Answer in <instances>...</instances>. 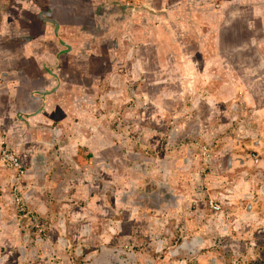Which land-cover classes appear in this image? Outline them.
<instances>
[{
  "label": "rangeland",
  "instance_id": "1",
  "mask_svg": "<svg viewBox=\"0 0 264 264\" xmlns=\"http://www.w3.org/2000/svg\"><path fill=\"white\" fill-rule=\"evenodd\" d=\"M242 1L181 0L184 8L181 5L171 8L160 0H0L3 55L14 56L17 50L23 59L29 55L38 57L40 66L63 69L72 66L76 68L70 76L74 81L86 83L88 79L90 84L101 85L102 90L94 92L93 98L99 103L103 101L99 118L106 128L104 142L110 147L103 162L109 169L114 168L117 179L122 178L119 184L140 181L139 186L135 184L128 189L119 186V190H126L120 195L121 206L125 205V192L136 189L146 196L133 204H148L144 208L149 211L148 222L137 225L147 227L146 233L135 234L133 230L131 235L123 233L114 240L88 234L90 240L85 242L66 235L65 242L70 246L52 249L48 240L50 233L48 237L45 235L51 226L31 208L28 198L31 185L25 182L20 186L22 202L12 201L19 217L23 216L21 207H26L28 221L33 224L30 227L41 235L40 247L34 245L28 260L20 261L0 243L2 264H264V234L258 228L262 225L256 215L258 210L263 211V201L257 196L259 181L264 179V157L255 149V140L262 135L260 130L264 132V0H245L249 10L245 14L240 8ZM189 7L193 9L189 11V19H209L208 8L214 10L213 19L218 20L220 11L235 17L214 22L212 27L207 21L181 22L184 10ZM201 10L204 12L199 14ZM174 14L177 22H173ZM237 16L247 19L246 32H234L240 30ZM110 22L126 25L125 29H119L117 40L116 33L110 32ZM79 27L100 30L101 36L82 39L80 44L76 42ZM64 29L73 34L64 35ZM67 37L73 43L66 44L65 48ZM16 39L22 40L17 43ZM150 39L155 41L149 42ZM106 45L114 47L113 53H117L114 60L104 56V52L110 55ZM96 48L102 49L103 55ZM67 51L77 52V57L86 52L87 56L69 59ZM79 63L82 67L78 70ZM103 68L105 74L101 73ZM217 106L226 110L222 116L214 113ZM198 115L210 117L207 118L209 125H196L194 117ZM183 124L186 131L174 139L175 128ZM209 131H212L211 138ZM245 134L250 135L244 137ZM6 145L5 140L0 142V146ZM215 146L230 148L239 154L246 152L259 163L248 167L254 174L258 173L254 178L251 172L246 173L248 165L237 163L231 173L229 168L219 170L222 175L226 172L229 179L234 177L240 185L253 187L251 198H225L227 202L220 210L230 223H237L244 216L247 220L242 219L239 223L244 226L234 227L231 235H207L204 247L189 249L182 245L176 249L186 240H192V236L187 237V225L189 219L197 216L198 209L212 210L209 205L212 191L206 193L208 188L197 182H201L198 176L205 178L212 169L207 164L205 147L211 150ZM166 152H170L169 156ZM217 160L221 165V160ZM166 168L169 178L174 179V187H165L161 200L158 181L165 180ZM115 183V178L114 182L109 181L104 192L112 195L111 186ZM19 190L15 189V193L19 194ZM45 192L44 199L53 201L48 188ZM197 193L204 199L201 200L203 207L195 198ZM10 195L13 199L12 186ZM49 205L52 208L53 204ZM124 214L125 207L121 208L120 216L127 231ZM160 214L167 219H156ZM152 215L156 216L153 225ZM59 237L60 234L53 236L52 240L58 243ZM24 238L28 243L29 237ZM79 242L84 248L82 252L74 250ZM38 243L35 241L37 246Z\"/></svg>",
  "mask_w": 264,
  "mask_h": 264
},
{
  "label": "crops",
  "instance_id": "2",
  "mask_svg": "<svg viewBox=\"0 0 264 264\" xmlns=\"http://www.w3.org/2000/svg\"><path fill=\"white\" fill-rule=\"evenodd\" d=\"M160 1L171 8L181 5V0H175V2L172 0ZM181 7L184 8L182 5ZM241 7L244 14L249 11L245 0L241 2ZM190 10L193 9L189 7L184 10L181 22L207 21L212 27L214 22H226V18L234 20L235 17V14L227 15L220 11L216 16L218 20L213 19L215 15L214 10L210 11V8H208L206 12H209L207 16L209 19H189L187 16L191 15L189 13ZM203 12L201 10L199 14ZM173 22H177L176 14L173 15ZM237 22H239L238 27L240 30L234 32L238 34L246 32L247 19L237 16ZM109 24L111 26L110 32L116 33L115 39L117 40V36H119L117 33H120L118 32L119 29H125L126 25L123 22H110ZM32 26L30 25L29 27L32 28ZM212 29L214 31V28ZM104 31H106V28ZM101 32L100 30L94 32L88 29H80L79 27V30L76 31V42L79 41L78 43L81 44L88 37L99 39ZM106 32H109V30ZM5 33H7V30H5ZM70 33L73 34L69 29H64V35ZM158 35L160 36L161 34ZM20 40L22 39H16L15 41L18 43ZM152 41L155 40H149V42ZM72 43L73 39L67 37L64 40L63 47L66 48V44L72 45ZM16 48L13 47V49ZM105 48L109 50L107 52L110 55L108 56L104 52V56L114 60L117 56L116 52L113 53L114 47L106 45ZM162 51L168 52L167 50ZM15 52L14 56L10 57L0 52V132L4 133H0V142L5 140L9 146L17 149L23 163L27 167V173L23 176V184L26 182L31 185V190L28 193L31 208H34L40 219L42 218L47 225L51 226V229L45 235L48 237L50 233L48 240L51 243L52 249L57 248V246L59 249L69 247L70 244L65 242V238L68 235H74V239L85 242L90 240L87 237L88 234H99L101 238L109 240L110 237L111 240H114L116 236L123 233L131 235L133 230L135 234L146 233L147 227L141 228L137 227V225L140 226V224L148 222L146 219L149 216V211H146L144 208L148 204L145 205L142 202H140L142 204H133L139 203L146 195L136 189L125 192L124 207L126 208V214H124V219L128 223L129 229L126 231L122 226L123 220L120 212L121 208L124 207L120 204V195L126 190H119V186L123 185L124 189H128L135 184L139 186L140 181L134 182L135 184H119L122 178L117 179L118 175H116L114 168L111 167L109 169L103 162L105 154L108 153L107 149L110 148L104 142L105 135L103 133L106 128L103 125V119L99 118L102 115V112L99 111L100 107H102L100 103L103 101L99 103L97 98H93L94 92L102 90L101 85L94 84L93 82L91 85L88 79L85 80L86 83L74 81L70 76L74 69H76L75 67L67 66V68L63 69L62 67L40 66V59L38 57L29 55L27 59H23L17 50ZM96 52H100L103 55L102 49L96 48ZM75 53L77 52L67 51L66 55L69 56V59H82L87 56L86 52L85 54L80 53L79 57ZM131 54L132 51L127 57L129 58ZM79 65L78 70L81 69L82 63H79ZM160 68L162 69L164 66L161 65ZM85 70L89 69L85 68ZM101 71L102 74H105L104 68ZM109 71L110 69L106 72ZM113 85L114 82L111 86ZM223 111L226 112L225 109L217 106L214 113H221L222 116L224 114ZM212 116L215 117L214 115ZM221 116H219V119H221ZM207 118L210 117L195 116L194 123L198 124V126L201 124L209 125L210 119ZM211 121L214 122L213 119ZM185 124L175 128L174 133L172 131L174 139H177L181 133L186 131ZM211 132L209 131V138H211ZM260 132L262 135H260L258 140H255V149L256 152L258 151L264 157V132L261 130ZM247 135L250 134H245L244 137ZM209 146L212 147L213 144ZM221 147L215 146L214 149L211 148L210 157L208 159L206 157V159L208 160L207 164H210L212 169L207 177L198 176L201 182H197V184L204 189L207 187L206 193L207 191H212V195L210 196L217 200V202L222 203V205L227 202L225 198L231 200L241 197L243 199L245 197L251 198L253 193L250 191V188L253 187H244L235 181L234 177L229 179L226 172L222 175L219 170L222 168L224 171V169L229 168V173H231L235 170L234 168L237 163L243 166L248 165L246 173H252V178H254L258 173H255V175L254 171L251 172L248 167L258 165L259 163L256 164L253 158L250 159L249 154L246 152L239 154L230 148L223 149ZM169 154L170 152H166V155L169 156ZM100 156H103L102 159H100ZM217 158L221 160L222 166ZM189 159L187 160L190 164ZM180 168L183 169L182 166ZM168 171V169L165 171V180L158 181L161 187V193L158 195L159 197L161 196V200L164 189L174 187L172 185L174 179L169 178L170 174ZM123 177H126V175H123ZM14 178L15 170L0 164V243L8 248L14 258L17 257L21 261L23 259L28 260L31 256V250L35 248L34 245L38 248L40 247L42 238L41 235L33 231L31 228L33 224L31 221H28V217H19L15 212V205L10 195V187L14 182ZM114 178L116 183L114 187L111 186L112 195H108L107 191H104L107 189L109 181L114 182ZM248 178L252 179L251 177ZM259 183L261 187H258L259 195L257 198L263 201V211L258 210L256 215L261 220L262 225V227L258 228L264 234V179L259 181ZM46 188L50 191L48 194L51 193L53 201L52 199H48V201L44 199ZM138 198L141 199L138 201ZM195 198L201 203V207H203L204 201L201 200L204 199L201 197V194L197 193ZM51 203L53 204L52 208H49V204ZM198 210L197 216L194 215V218L189 219L187 225V232L189 234L187 237L192 236V240H186V242L176 249H180L182 245L189 249L204 247L207 244V235H231L234 227L242 228L244 226L239 223L240 221L244 220L245 222L247 220L244 216V218L242 217L243 220L239 218V222L230 223L223 212L211 209L206 212L204 207L203 211L200 208ZM190 213L193 215L192 212ZM50 218L54 220V223H51ZM151 218H154L152 220L153 225L156 216L152 215ZM156 219L165 220L167 218L166 215L160 214V217ZM249 221H251V225L253 222L252 216ZM28 226H31L32 230ZM58 234H60V237L57 238V243L52 238ZM25 236L29 237L28 243L25 242ZM35 241L39 242L38 246L35 244ZM93 241L96 242L97 240L94 239ZM74 250H78L79 252L84 250L81 242L76 245ZM42 256L46 255L43 253ZM0 264H2L1 260Z\"/></svg>",
  "mask_w": 264,
  "mask_h": 264
},
{
  "label": "built area",
  "instance_id": "3",
  "mask_svg": "<svg viewBox=\"0 0 264 264\" xmlns=\"http://www.w3.org/2000/svg\"><path fill=\"white\" fill-rule=\"evenodd\" d=\"M205 154L207 155V157H210V150L209 148L205 147ZM1 156H2V160L4 161V163L10 167H14L17 168L19 174H18V181L20 179L21 176H23L25 174V168L23 167L22 161L19 157V155L17 154V152L15 150H13L10 147H4L1 150ZM256 157V156H255ZM256 161H257V157H256ZM20 183V182H18ZM20 188L19 186L16 187V189ZM20 194V192H19ZM18 193H16V199L19 201L22 200V198L19 196ZM209 204L211 206L212 209L216 210V211H220L223 209V205L220 202H217L214 199H210L209 200ZM22 210H26V207H23Z\"/></svg>",
  "mask_w": 264,
  "mask_h": 264
},
{
  "label": "clouds",
  "instance_id": "4",
  "mask_svg": "<svg viewBox=\"0 0 264 264\" xmlns=\"http://www.w3.org/2000/svg\"><path fill=\"white\" fill-rule=\"evenodd\" d=\"M5 147H10V148H12L13 150H15L16 152H17V154L19 155V157H20V159H21V161H22V157H21V155H20V153L17 151V149H15V148H13V147H11V146H9V145H6ZM4 147H2V146H0V161L2 162L1 164H3V166H5V167H8V168H12V169H14L15 170V178H14V182L12 183V187H13V189H14V198H13V200L14 201H17L18 202V200L16 199V193H15V189H16V187H20V186H22L23 187V176H25L26 175V173H27V167H26V165L23 163V161H22V164H23V167L25 168V174L23 175V176H21L20 177V179H19V181H18V174H19V172H18V170H17V168H14V167H10V166H8V165H6L5 163H4V161L2 160V156H1V150L3 149ZM209 150H210V147H209ZM210 154H211V152H210ZM18 182H20V183H18ZM18 189H20L19 190V192H20V194H19V196L21 195V194H23V192H22V189L21 188H18ZM22 199H23V197H22ZM211 199V198H210ZM212 199H214V198H212ZM215 200V199H214ZM217 201V200H216ZM22 202V200L21 201H19L18 203H21ZM222 204V203H221ZM19 205V204H18ZM210 205V204H209ZM211 207V206H210ZM23 207H21V209H22ZM212 210H214V209H212ZM21 211H23V214H20V215H23L24 217H27V215H28V211H26V210H21ZM214 211H216V210H214ZM219 212V211H218Z\"/></svg>",
  "mask_w": 264,
  "mask_h": 264
}]
</instances>
